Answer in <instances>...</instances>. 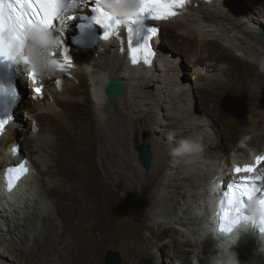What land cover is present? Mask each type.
Returning <instances> with one entry per match:
<instances>
[{"label": "bare ground", "instance_id": "bare-ground-1", "mask_svg": "<svg viewBox=\"0 0 264 264\" xmlns=\"http://www.w3.org/2000/svg\"><path fill=\"white\" fill-rule=\"evenodd\" d=\"M157 25L168 46L159 29L149 64L129 62L116 38L92 51L71 50L70 65L60 70L50 63H64L52 40L48 67L38 70L41 96L26 88L28 71L20 76L25 91L14 121L0 135V174L23 158L30 173L9 193L0 177V264H98L100 227L115 208V196L123 197L127 187L144 196L147 223L146 233L131 237L126 264H209L208 257L218 252L204 227L218 183L232 179L237 166L260 167L258 176H264V162L256 163L264 158V115L247 118L232 140L249 103L237 96L251 97L249 78L264 64L259 34L264 0L192 1ZM111 80L124 85L123 95L112 102L105 94ZM198 100L207 103L208 112L199 109ZM142 118L147 125L139 127ZM144 130L151 133L141 142L151 152L149 170L142 169L133 150L139 143L131 144L135 131ZM193 131L204 134L201 158L190 165L173 163L170 146ZM94 141L100 174L88 156ZM16 145L19 154L12 156ZM244 244L233 247L240 264H264V244ZM54 249L59 253L52 263L48 252Z\"/></svg>", "mask_w": 264, "mask_h": 264}, {"label": "snow or ice", "instance_id": "snow-or-ice-1", "mask_svg": "<svg viewBox=\"0 0 264 264\" xmlns=\"http://www.w3.org/2000/svg\"><path fill=\"white\" fill-rule=\"evenodd\" d=\"M106 2L119 5L122 0H94L87 15H81L80 10L87 8L88 0H0V64L28 62L27 56L23 55L25 47H38L28 36L34 29L46 33L58 44H64L62 30L70 21L77 20L84 21L79 24L81 34L91 32L94 42L97 39V30L102 33L99 38L109 40L113 36L120 38V28L123 26L127 34V52L132 64L140 63L141 59L143 63L149 64L150 57L154 55L150 41L158 33V29L146 21H162L175 17L178 14L176 10L185 7L188 0H135L137 7L131 19L114 15L105 8ZM120 51L123 52L124 48L121 47ZM50 54L55 57V50ZM60 55L63 56L64 63L56 59H52L50 63L63 70L71 63L68 48L64 47ZM30 75L35 81V73L30 72ZM34 90L37 93L42 91L39 86ZM11 94L18 97L14 86L11 88ZM8 119L10 117L0 118V132L4 130ZM262 162L264 158L257 157L256 163ZM24 170L21 167V171ZM255 170V166L252 165H245L243 168L237 166L234 169L238 174L251 173ZM261 180H264V176L255 178L241 176L239 182H229L226 185L218 213L222 231H230L233 224L247 219L243 209L252 195L259 197L260 205L264 207V185L259 183ZM258 223L259 231L264 233V216Z\"/></svg>", "mask_w": 264, "mask_h": 264}, {"label": "rangeland", "instance_id": "rangeland-1", "mask_svg": "<svg viewBox=\"0 0 264 264\" xmlns=\"http://www.w3.org/2000/svg\"><path fill=\"white\" fill-rule=\"evenodd\" d=\"M160 30H161V39L163 40V46L166 47L168 45L166 43L163 30L162 28H160ZM183 63L186 64L184 56H183ZM184 71L186 73L185 75L187 76V78H189L190 68L187 67ZM249 79H250L249 80L250 84L248 87L249 88L251 87L250 89L251 90L253 89L254 91L251 94L250 98H241V96H237L238 97L237 100H239V102L249 100V103L246 104L244 111L241 114L240 121L242 122V124H239L236 127V129L234 128L232 131V135L234 139L232 138L231 139L234 141L237 139L241 129L244 127L243 122H245L247 118H249L250 116H253V118H259L261 115H264V70L259 69ZM249 88H247L246 86V90L247 89L250 90ZM195 95H197L196 92ZM196 98L198 99V96H196ZM198 101L199 102H197V104L199 109L208 112L207 110L209 109L207 103H204L202 100H198ZM84 109H88L89 111L87 104L84 105ZM223 119L224 118L220 117L219 121H223ZM146 121H147L146 118L139 119L138 126L143 127L145 124L147 125ZM150 134L151 133L149 130H144L141 134L135 131V135H134L135 137L132 138L131 144L137 142L139 143L140 147L144 146L143 144H141V142L144 139L147 140L150 137ZM88 147H89L88 156L89 158L92 157L94 161L95 171L98 174L103 173L102 168L98 166V151H97L98 143L94 141L93 144L89 145ZM133 150L135 151L136 156L138 157V149L136 145L135 146L133 145ZM141 167L143 170L145 169L143 166ZM149 169H145V170H149ZM103 185H105L106 187L105 183H103ZM124 191H125L124 192L125 195L123 197L115 196V204H116L115 208L110 213V215L107 218H105L106 220L103 221L100 227L99 233L104 237V239L102 242V247L100 248L101 255L98 264H105L104 254L107 253L108 251L117 253L118 257L120 258V264H124V263L126 264L131 259V251L129 249L130 248L129 246H131L132 240L135 239L138 235H142L146 233L145 225L147 222L144 219L147 211L146 208L143 207L144 196H141L140 198L134 196L133 193H131V187L130 188L127 187ZM51 197L54 199L53 195H51ZM126 217H128V220ZM131 237H133V239H131ZM155 241L157 242L160 241V237L158 235L157 237H155ZM54 250L55 251L52 250L51 252H48V258L51 260L52 263L56 261L55 259L58 257V253H59L57 249Z\"/></svg>", "mask_w": 264, "mask_h": 264}, {"label": "clouds", "instance_id": "clouds-1", "mask_svg": "<svg viewBox=\"0 0 264 264\" xmlns=\"http://www.w3.org/2000/svg\"><path fill=\"white\" fill-rule=\"evenodd\" d=\"M109 8L114 15L122 18L130 17L133 14V6L131 5H109ZM28 36L38 47L26 46L23 55L27 56L28 62L37 70H46L50 59L48 56V48L51 44L50 37L36 29L29 32ZM261 69L264 70V64L261 65ZM22 90L23 92L25 91V89ZM203 135L202 131H193L170 146L169 155L172 158V162L176 164L183 162L186 165H190L199 160L203 153ZM173 138L174 134L170 133L169 140L171 141ZM243 211L247 219L233 224L230 231H220L217 226H214V222L204 225L207 229L206 234L212 235L217 242L216 247L218 248V252L215 255L208 257L209 264H240L238 255L233 251V247L242 234L258 232V238L264 244V233L259 231L260 225L258 223L261 217L264 216V207L260 205V198L256 195L249 197ZM253 221H256V223H253Z\"/></svg>", "mask_w": 264, "mask_h": 264}, {"label": "water", "instance_id": "water-1", "mask_svg": "<svg viewBox=\"0 0 264 264\" xmlns=\"http://www.w3.org/2000/svg\"><path fill=\"white\" fill-rule=\"evenodd\" d=\"M260 36H264V32H259ZM20 99L22 98L23 90L18 87ZM124 85L122 81L111 80L106 89L105 94L108 101L112 102L116 97L123 95ZM138 160L145 169H149L151 166V152L148 146L144 145L138 149ZM105 264H120V258L115 252L108 251L106 253Z\"/></svg>", "mask_w": 264, "mask_h": 264}]
</instances>
